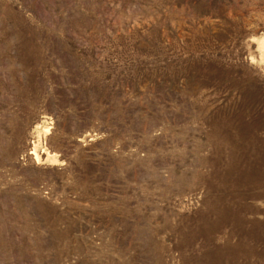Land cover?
<instances>
[{
    "label": "rangeland",
    "instance_id": "1",
    "mask_svg": "<svg viewBox=\"0 0 264 264\" xmlns=\"http://www.w3.org/2000/svg\"><path fill=\"white\" fill-rule=\"evenodd\" d=\"M0 264H264V0H0Z\"/></svg>",
    "mask_w": 264,
    "mask_h": 264
}]
</instances>
